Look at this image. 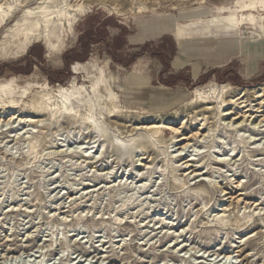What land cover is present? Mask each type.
Instances as JSON below:
<instances>
[{"label": "rangeland", "instance_id": "1", "mask_svg": "<svg viewBox=\"0 0 264 264\" xmlns=\"http://www.w3.org/2000/svg\"><path fill=\"white\" fill-rule=\"evenodd\" d=\"M0 264H264V0H0Z\"/></svg>", "mask_w": 264, "mask_h": 264}, {"label": "crops", "instance_id": "2", "mask_svg": "<svg viewBox=\"0 0 264 264\" xmlns=\"http://www.w3.org/2000/svg\"><path fill=\"white\" fill-rule=\"evenodd\" d=\"M124 29V27H122L121 29H118L117 27H107V35L112 36L111 37V41L112 40H117V39H121L122 41V47H126L127 45L130 44H135V36H133V34H131L130 32L126 31L125 33L122 32ZM116 30V31H115ZM108 37V36H107ZM108 39V38H107ZM102 40V39H101ZM257 46H255L256 48Z\"/></svg>", "mask_w": 264, "mask_h": 264}, {"label": "bare ground", "instance_id": "3", "mask_svg": "<svg viewBox=\"0 0 264 264\" xmlns=\"http://www.w3.org/2000/svg\"><path fill=\"white\" fill-rule=\"evenodd\" d=\"M260 36H261V35H260ZM252 40H253V43H254L256 39L253 38ZM253 47H254V46H253ZM159 127H162V126H161V125L150 124V125H143V126L140 127V129L153 130V129H157V128H159ZM165 128H168V127L166 126ZM185 147H186V145H184V146L182 147V149H184ZM191 172H193V170L190 171V173H191Z\"/></svg>", "mask_w": 264, "mask_h": 264}, {"label": "trees", "instance_id": "4", "mask_svg": "<svg viewBox=\"0 0 264 264\" xmlns=\"http://www.w3.org/2000/svg\"><path fill=\"white\" fill-rule=\"evenodd\" d=\"M147 44L146 45H144L143 46V48H142V51H145L146 50V48H147ZM216 72V70H214V71H211L210 73H209V75H211V74H214ZM208 76V75H207Z\"/></svg>", "mask_w": 264, "mask_h": 264}]
</instances>
